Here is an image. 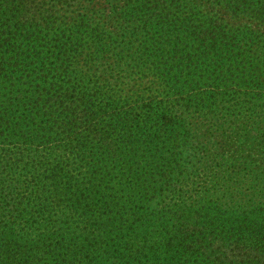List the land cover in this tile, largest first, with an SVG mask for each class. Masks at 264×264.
<instances>
[{"label": "trees", "instance_id": "1", "mask_svg": "<svg viewBox=\"0 0 264 264\" xmlns=\"http://www.w3.org/2000/svg\"><path fill=\"white\" fill-rule=\"evenodd\" d=\"M85 1L96 2L0 0V140L15 144L24 138L16 142L23 147L5 153L23 158L4 165L6 175L10 170L19 179L3 192L12 189L20 202L0 225V264H264L260 40L252 42L258 46L255 58L244 56L250 41L235 47L246 32L239 43L238 35L225 32L227 40L214 41L228 26L225 17H215L210 29L191 16L199 40L191 50L207 49L196 64L202 73L190 69L181 54L166 57L164 63L173 65L162 68L164 56L151 61L142 49L125 72H152L163 92L186 90L184 79L191 74L193 82L196 77L197 83L216 82L223 89L236 77L241 84L235 85L246 90L238 92L234 108L224 111L225 105L219 112L224 100L210 94L159 104L139 99L131 114L119 106L127 100L120 87L127 77L119 75L124 54L156 21L173 19L166 4L177 9L212 2L244 19L259 12L253 0H107L121 11L118 20L136 26L119 36L114 25L117 34L103 47L85 16L78 25L69 22ZM138 4L147 7L145 18L136 19ZM84 54L89 62L80 66ZM112 79L120 83L111 86ZM244 95L251 99L237 107ZM100 113L104 117L95 124ZM110 127L123 135L117 140L124 148ZM60 137L65 142L55 146ZM238 141L249 153L227 155L225 147ZM50 144L51 152H44Z\"/></svg>", "mask_w": 264, "mask_h": 264}, {"label": "rangeland", "instance_id": "2", "mask_svg": "<svg viewBox=\"0 0 264 264\" xmlns=\"http://www.w3.org/2000/svg\"><path fill=\"white\" fill-rule=\"evenodd\" d=\"M188 1H191V0H188ZM263 2L264 0H253V3H254L253 5L258 8L259 12L258 14L254 16H250L244 19L234 18V17H241V16H230V14L232 13L234 9H231L230 11H228L226 10V8H224L223 5L218 4L217 6H214L212 2H206V1L194 2L195 4L192 2L190 5L180 4L181 6L177 9H174L172 5L170 4H166V12L171 13L173 19L162 21V23L156 21L157 24L153 25V28H154L153 31L150 33H147L144 31L145 32L144 34H138L135 37L136 38V42L134 45L135 48L132 50V52H128V53L125 52L124 54V56L126 57L121 63V69L123 70H121L119 75H122L123 78L127 77L126 79L122 81L124 82V84L120 86L121 89L123 90L121 94L124 95L123 96L124 98L127 97V100H125V102H121L119 106L123 107L124 109L123 111H129L131 114V110L133 109V107H135V105L137 104H140L139 101L136 102L139 99H145L146 101L149 99H153L156 102V104H159V102L162 101L163 99L168 101V100H171L170 98L179 99L180 97H184V96L186 98H189V97H194V95L196 94H199L200 97H205L210 94V95H213L212 100L214 99V97L224 100L223 104H221V106L218 108L219 112L223 110V107L225 105L226 107L224 108V111H226L230 107L234 108V102L236 101L238 97V94H239L238 92L243 93V90H246L245 88L239 89L235 85V84H238V85L241 84L239 78L233 77L231 81H233L234 83L232 84L228 82L227 88L223 89L222 86H219V84L216 82L214 83V82L208 81L206 83L205 81H202L200 83H197L198 78L196 77H195L196 80H194L193 82L191 80H192V77H194V74H191L185 77L186 79H184V80H188V84H187L188 87L186 90L181 91L180 88H177L176 90L175 88L172 87V89H167L166 91L163 92L161 89L158 90V87H159L158 84L160 83V79H157V76L153 75L152 72L151 73L148 72L147 74L144 72V69H143V70H137L135 72L133 71V74L131 75V73L126 74L125 71L126 69H128V66H127L128 62L133 57L134 53H136L140 49H142V53L146 51V56L150 55V57L152 58L151 61L164 56L160 64L162 68H165V67L169 68L173 65L172 62H170L169 64L164 63V61L167 60L166 57L174 56L175 54H181L183 56L182 59L184 60V62H186L187 64H190L191 66L190 69L199 71L200 67L199 68L196 67L197 60L199 58H202L201 50L202 49L207 50V49H205V47H202V49H199V50H193V51L191 50V48L195 47L199 41V40L195 41V37H197L198 34L195 33L194 31L195 27L192 25V22L190 20L191 19L190 17L195 16V15H196L195 16L196 18H199V20H197L196 23L198 25L199 24L202 25V27L204 28H210L211 26L209 24L215 19V17H225V19L227 20L228 26L224 27V30L216 38H214V41L220 42L223 40H227L226 39L227 37H222V35L225 32L229 34L232 33V35L234 36L238 35V38H236L235 41L236 43H239L241 39V35H240L241 32L242 31L246 32L245 41L240 42L238 46L236 47L233 46L232 48L235 47V49H238L241 45H244L243 43H247L248 41H250L249 47H245V50L247 53H245L244 56L250 55L255 58V56L258 54V48H257L258 46H257V43H252V42L254 41L257 42V40H260L258 42L259 46H264V20H263L264 5H263ZM80 6L81 8L76 9V12L72 14L73 20H70L69 22L70 23L74 22L73 24L77 23L75 25H78L80 23L79 17L85 16L88 19L87 27L90 25L91 27L90 31L94 35V39L102 43L101 47H103L105 43L108 42L107 39L109 35H112L113 37L114 35L117 34V31H116V34L112 33L116 29V28L114 29L115 27L114 25H118L120 27L119 28L120 30L118 31L119 36H121V33L125 32L128 28H134L136 26L134 22H132V20L130 19L125 20V18L122 17L120 18V20H118V17L121 11L117 12L116 9L113 10L112 7H109L107 0H96V2L93 1L92 3L85 1L81 3ZM141 7H142V4H138V9L136 10V13H137L136 19L139 17L145 18V12L147 11V7H144V8H141ZM153 23L155 22L150 21L149 24H153ZM79 36L80 35H78V37ZM202 38H207V36H202ZM87 41H88L87 43H91L93 39H91L90 37H87ZM208 41H205L206 44L208 43ZM87 43L85 45L89 46V44ZM119 44L120 42L117 44H113V46L117 47V45ZM180 49L181 51H179ZM182 50H183V53H182ZM115 52H118V50H115ZM87 53L89 52H85V54ZM85 54L82 58H80V60H78L80 62V66L84 65L85 62L86 63L89 62V60H85L84 58ZM261 56H262L261 59L264 60V52H263V55ZM189 58H190V62L186 61ZM176 62H180L179 58L176 60ZM155 65H158V64L155 63ZM87 67L89 66L87 65L84 66L83 68L84 72L87 71ZM207 70H212V69L209 68ZM167 71L168 70H166V72ZM199 72L202 73V70H200ZM210 74L211 72L207 71L205 75L209 76ZM129 75H131V77H129ZM88 78L90 79L91 77H88ZM117 83L119 84L120 81L117 82L116 79H112L111 86H114ZM248 99H251L250 96L244 95L240 99L239 101L240 103L238 105L236 104L237 107H240L241 104H244ZM110 109H115V108L114 107L111 108L110 106ZM113 111L117 113V111H119V108H116ZM112 113L113 112H111V114ZM94 117H95V120H93V122L97 124L101 122V119L104 117V115L100 113L98 115H95ZM105 117H108V116H105ZM108 129H111V133H114V131L116 130V129L113 130V128L111 127ZM117 133H119L118 129L116 130V133H114L113 137L115 141L118 143V147L124 148V145H121L122 141L117 140V137L119 136L122 137L123 135H119ZM21 136H23V133L21 134ZM22 140H24V138H21V139L15 138L14 140H12L13 143L15 144H9L10 141L0 140V168H1L0 169V184H2L0 188V225H2L1 222H3L4 225L8 223L7 219L11 215L10 211L15 212V210H11L10 208L12 207V205H15V207H19L17 206V204L20 201L16 200L17 195L12 194V189H9L3 192L4 189L9 187V185L15 184V182L19 179V176L15 175L14 173H11L12 171H10L9 169H8L9 170L8 175H6L5 173L6 168L4 167V165L11 164L10 159L12 158H14L15 160L21 159L22 155L21 156L20 155H14V156L9 155L8 157L5 155V153L7 151H12V150L16 151L19 148L23 147L22 144L16 143L17 141H22ZM62 142L63 143L65 142L64 138L60 137L59 142H55V146L61 144ZM229 144L230 145H227L224 149L227 155H234L235 157H243L244 153H246V155L249 153V150L248 151L241 150V147H240L241 141H238V143L230 142ZM53 146H54L53 144L47 145L45 148H43V151L51 152L52 149L50 148H52ZM36 147H37L36 145L35 146L32 145V146H29V149L34 150ZM1 149L4 150V152ZM40 150L37 149L36 151H33V152L38 153V151ZM23 153H25V151ZM21 167H23V164H21ZM16 168H18V165H16ZM12 169H15V167ZM15 171L21 172V169L18 168V169H15ZM5 205H10V206L6 207ZM4 210H5L4 214H6V216L1 218L3 216ZM18 212L19 210L15 214L17 215L20 214Z\"/></svg>", "mask_w": 264, "mask_h": 264}]
</instances>
